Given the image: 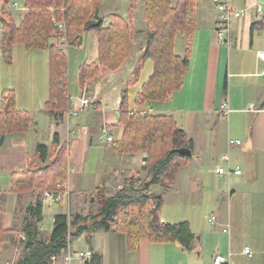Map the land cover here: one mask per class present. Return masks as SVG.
<instances>
[{
	"label": "crops",
	"instance_id": "0c3cea01",
	"mask_svg": "<svg viewBox=\"0 0 264 264\" xmlns=\"http://www.w3.org/2000/svg\"><path fill=\"white\" fill-rule=\"evenodd\" d=\"M195 2L197 28L189 69L183 86L162 101H138L154 69L151 58L144 56L148 29L145 7L142 9L138 0L131 17L136 29L131 54L119 69L100 68L94 79L80 83V67L98 60L96 30H84L80 43L64 51L71 104L79 106L78 99L85 94L91 98L75 117L54 118L46 107L50 99L49 51L13 45V62L8 64L14 66L19 60L20 66L0 74V88L16 91L17 108L28 111L33 123L26 132L6 135L0 144V193H7L1 264H14L25 236L17 234V229L26 223L28 208L35 203L31 193L19 196L10 191L11 176L46 163L48 159L43 160L37 152L40 144L50 147L56 135L60 145L66 143V183L70 187L60 203H43L39 229L46 238L57 214L96 215L103 203V196L97 198L99 192L110 197L114 190L138 187L148 180L146 151L109 149L110 142L122 136L124 126L119 118L123 101L130 110L172 116L192 140V154L174 181L154 184L151 190L163 196L162 221H187L194 238L183 246L179 242L151 243L142 237L138 249L129 251L124 233L101 228L84 233L76 245L72 243L74 250L89 247L94 253L91 260H74L73 264H213L216 254L229 252L234 264H264V55L259 54L264 51V0H231L235 8L250 10L232 21L229 46L218 42L216 26L221 13L215 4L211 0ZM130 5L131 0H103L100 20L107 26L119 17L127 18ZM1 28L2 23L0 41ZM177 44L178 37L175 51ZM185 49L184 37L176 53L183 56ZM0 60L6 62L1 45ZM4 66H0L3 72ZM223 103L231 108L228 116L219 112ZM230 140L240 143L231 144ZM225 154L230 156L228 162L222 159ZM218 165L229 167L231 173L219 174ZM238 169L240 174L234 172ZM64 199L66 210L61 203ZM226 227L229 232L224 231ZM246 246L253 252L251 257L243 253ZM58 264L64 263L59 260Z\"/></svg>",
	"mask_w": 264,
	"mask_h": 264
},
{
	"label": "trees",
	"instance_id": "16d2710c",
	"mask_svg": "<svg viewBox=\"0 0 264 264\" xmlns=\"http://www.w3.org/2000/svg\"><path fill=\"white\" fill-rule=\"evenodd\" d=\"M8 0H0L2 23L1 50L4 60L12 63V47L22 44L27 48L49 51L50 99L46 107L54 118H63L70 103L67 81V61L57 43H52L54 20L66 21L67 35L71 44H79L84 30L98 33L99 55L95 63L83 64L79 69V80L94 79L100 68L119 69L131 54V45L136 29L131 17L136 0H131L127 18L119 17L105 26L100 20L103 0H24L27 9L17 22L6 10ZM65 7L49 11L47 7ZM144 18L148 29L145 57L153 62V73L142 86L139 103H152L168 98L184 84L192 54L193 38L197 28L196 4L194 0H145ZM181 34L186 38L185 54L175 51L176 40ZM227 90V87H225ZM13 90L2 93L0 102V144L8 134L26 132L33 119L28 111L17 108ZM264 108V101L261 103ZM119 123L124 126L122 136L110 142L112 152H147L146 169L148 180L138 187L130 186L110 197L103 196L101 210L93 216L76 215L70 222L67 214H57L49 238L39 229L43 213V194L56 191L58 182L68 179V156L66 143L60 145L56 135L50 147L40 144L37 152L43 160L41 167H29L25 172L13 173L10 191L23 196L31 193L35 203L28 208L26 223L17 229L25 238L19 242L14 264H45L54 255H60L84 233L92 234L103 228L126 235L127 248L136 251L140 240L145 237L151 243L179 242L188 246L194 238L187 221L165 223L161 219L162 194L151 190L154 184L169 185L178 171L186 164L189 156L179 153L181 148H191L192 140L179 128L172 116L142 113L121 106ZM7 193H0V255L4 243ZM70 231V238L68 233ZM89 237L87 236V239ZM94 257V255H93ZM1 264V263H0Z\"/></svg>",
	"mask_w": 264,
	"mask_h": 264
},
{
	"label": "built area",
	"instance_id": "2783aa9c",
	"mask_svg": "<svg viewBox=\"0 0 264 264\" xmlns=\"http://www.w3.org/2000/svg\"><path fill=\"white\" fill-rule=\"evenodd\" d=\"M217 9L221 13V17L217 23L216 26V34H217V39L220 45L222 46H229L231 43V25L232 21L235 18L244 16L250 8H245V9H238L235 8L231 0H211ZM13 6L17 4H12ZM257 10L259 12L262 11V6L258 5ZM55 28L53 30V37L55 41H57V45L61 51H66L71 43L69 42L68 35H67V26H66V21L65 18L63 17L61 20H54L53 22ZM260 55H264V51L259 53ZM90 96L89 95H83L81 98L78 99L80 102L79 106H75L71 104V99L68 107L66 110L63 112V115L67 116L68 118L75 117L77 116L83 109L84 107L88 106L90 104ZM74 101V99H72ZM149 104V103H148ZM134 112H137L138 110L135 109L133 110ZM142 113H148L149 111L146 110H139ZM219 112L222 113L224 116H228L229 113L231 112V108L229 107L228 104L223 103L220 108ZM103 131L107 133V128L104 127ZM108 140L112 139V136L110 134L107 135ZM230 143H240V141H233L230 140ZM222 159L224 161H229L230 156L229 154H225L222 156ZM216 171L221 174V175H229L231 173V170L229 167H226L224 165H218L216 167ZM236 174H240L241 170L238 169L234 171ZM57 190L56 191H45L42 197L43 203H54L55 201H60L65 194H68L70 192V187L67 183L62 184L58 182L56 184ZM68 218L70 220V215H68ZM225 232H229V228L226 227L224 228ZM23 238H25L24 235H22ZM68 237L70 238V231L68 233ZM243 253L246 254L247 256L251 257L253 255V252L249 246H246L243 250ZM93 250L89 247H85L84 249L80 250H74L72 248V242L70 239L68 240L67 247L62 250L60 255H54L50 257V259L47 261L45 264H58L59 260H62L64 264H73L74 260L77 261H87L91 260L93 258ZM213 264H234L232 260V253L229 252L228 254H216L213 258Z\"/></svg>",
	"mask_w": 264,
	"mask_h": 264
},
{
	"label": "rangeland",
	"instance_id": "374dc122",
	"mask_svg": "<svg viewBox=\"0 0 264 264\" xmlns=\"http://www.w3.org/2000/svg\"><path fill=\"white\" fill-rule=\"evenodd\" d=\"M140 1V2H139ZM172 1V3H173V5H175L176 4V2L178 1V0H171ZM194 2H195V0H194ZM12 4H17V5H15V6H13ZM138 4H141V7H142V9H144V7H145V0H138ZM195 4H196V2H195ZM6 10L8 11V12H10L11 14H13V17H14V19L18 22L19 20H20V18L23 16L22 14H23V12L27 9V7H26V5H25V2H24V0H8L7 1V3H6ZM57 9H60L62 12L65 10V7L63 6V5H61V6H53V5H50V6H48L47 7V10H49V11H54V10H57ZM107 9V6H106V8H105V10ZM105 12V11H104ZM0 24H1V20H0ZM136 24V26L138 27V26H140V24H139V21L137 22V23H135ZM182 37V38H181ZM54 37H53V35H52V38H51V42L52 43H57V41H55L54 39H53ZM183 44H184V36L183 35H181V34H179L178 35V44H177V50L176 51H179L181 48H182V46H183ZM12 62H13V57H12ZM3 65H5L4 66V68H5V72H3V69H0V74H5L6 73V69L7 68H13V69H16V67L18 68L19 66H20V63H19V60H17L16 61V64H14V66H9V64L7 63V62H4L3 60H0V66H2L3 67ZM15 65H16V67H15ZM1 68V67H0ZM5 88H0V102H1V99H2V93L4 92V91H6V90H8V89H6V90H4ZM13 90V89H12ZM14 93L16 94V91H14ZM116 192H118V190H114L113 191V195L116 193ZM102 196H105V197H107L106 196V194L104 193V192H99L98 193V195H97V198L98 199H100ZM61 201V200H60ZM60 201H55V202H57V203H60ZM62 204H63V206H64V208H65V210H66V206H67V200L66 199H64L63 200V202H61ZM90 205V204H89ZM93 207H96L95 205H93ZM168 208H165L164 209V215H166V213L168 212V210H167ZM70 213H69V215H70V222L74 219V217H75V213L73 212V211H69ZM91 213H93L94 211L92 210V211H90ZM209 214H211L210 213V210H209V212H208V215ZM83 216V215H82ZM88 216H93L92 214H90V215H88ZM45 236V235H44ZM76 240L77 239H75L74 241H73V244L74 245H76ZM152 245H154V244H152ZM156 245V244H155ZM157 245H161V244H157ZM154 247H159V249H162V247L163 246H154Z\"/></svg>",
	"mask_w": 264,
	"mask_h": 264
},
{
	"label": "water",
	"instance_id": "95a60500",
	"mask_svg": "<svg viewBox=\"0 0 264 264\" xmlns=\"http://www.w3.org/2000/svg\"><path fill=\"white\" fill-rule=\"evenodd\" d=\"M179 153L185 156H190L192 154V150L191 148L185 147V148L179 149Z\"/></svg>",
	"mask_w": 264,
	"mask_h": 264
}]
</instances>
